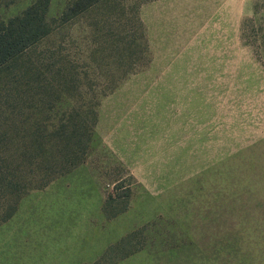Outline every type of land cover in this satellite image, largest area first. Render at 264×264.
<instances>
[{
	"label": "rangeland",
	"instance_id": "rangeland-1",
	"mask_svg": "<svg viewBox=\"0 0 264 264\" xmlns=\"http://www.w3.org/2000/svg\"><path fill=\"white\" fill-rule=\"evenodd\" d=\"M37 1L6 0L0 15ZM70 3L50 0L52 32L25 58L54 103L19 120L37 150L75 110L97 121L71 171L43 179L29 153L22 224L76 213L88 238L42 231L45 249L65 238L46 254L59 264L80 245L104 248L95 264H264V0H104L63 23Z\"/></svg>",
	"mask_w": 264,
	"mask_h": 264
},
{
	"label": "trees",
	"instance_id": "trees-1",
	"mask_svg": "<svg viewBox=\"0 0 264 264\" xmlns=\"http://www.w3.org/2000/svg\"><path fill=\"white\" fill-rule=\"evenodd\" d=\"M5 1L0 0V6ZM102 1L75 0L73 3L70 0L61 20L68 23ZM49 6L50 0H39L21 15L9 20L0 15V209L7 212L0 222L13 217L26 191L24 166L33 163L29 153L33 156L42 155L34 166L43 171V179L52 177L50 171L59 173L56 171L59 164L63 165L64 173L71 171L84 161L92 139L94 125L88 122L92 117L95 123L97 121L94 111L88 119H83L85 116L75 110L66 122L44 136L43 141L34 143L38 150L35 147L28 148L24 141L25 130L22 120H19V113L37 100L44 105L54 103L56 95L50 82L40 78L39 66L25 60L52 32L48 21ZM69 85L65 83V87ZM35 151L38 152L33 154ZM47 184L48 180L44 185Z\"/></svg>",
	"mask_w": 264,
	"mask_h": 264
},
{
	"label": "crops",
	"instance_id": "crops-1",
	"mask_svg": "<svg viewBox=\"0 0 264 264\" xmlns=\"http://www.w3.org/2000/svg\"><path fill=\"white\" fill-rule=\"evenodd\" d=\"M66 208L67 207L58 206V208L55 209L57 212H51L50 218H44L42 214V218L40 216V219L34 225L22 224L19 218L20 216H18L21 212L19 209L17 212L18 214H15L17 215L16 218L14 217L16 222L13 223L12 221L14 219H12L9 222L7 221L8 223L5 222L1 228L3 231L0 232V234L3 232L6 233L0 235V264H59L60 262H58V260L46 254H54L58 243L71 235L76 238H88V234L85 232L82 223L77 225L70 223V221L75 218L76 213H72V211L65 212ZM51 225L58 227H55V232L59 229L64 230L65 228H67L69 232L64 234L66 235L65 238L52 237L54 244L51 248L45 249L44 247L47 245L51 234L47 235L46 233H42V231L53 230V228L50 229ZM44 234L47 235V237H43ZM40 247L42 248V252L39 251ZM87 247L88 246L83 247V245H80L76 248H68L67 252L69 253V258L67 264L97 263L100 260H97V258L104 248H102V250L90 251ZM60 251L61 253L65 252L64 248H61ZM129 257L130 258L126 261L130 260L134 262L137 259L134 253L130 254ZM153 263L154 262L150 264Z\"/></svg>",
	"mask_w": 264,
	"mask_h": 264
}]
</instances>
